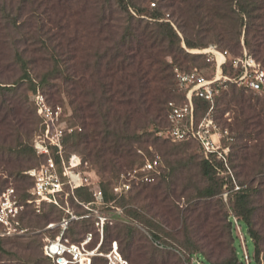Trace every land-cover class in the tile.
Instances as JSON below:
<instances>
[{"label":"rangeland","instance_id":"rangeland-1","mask_svg":"<svg viewBox=\"0 0 264 264\" xmlns=\"http://www.w3.org/2000/svg\"><path fill=\"white\" fill-rule=\"evenodd\" d=\"M238 1L126 0L130 15L135 17L134 37H139L124 43L130 16L122 12L116 0H0V86L18 83L14 91L0 90V196L13 189L14 199L23 206L16 219L20 233L7 236L4 226H0V264H50L42 248L61 229L47 227L58 226L62 219L69 218L67 211L76 219L69 225L66 239L79 243L92 235L91 247L102 243L103 253L117 242L119 253L128 264H221L233 256L234 249L245 264H253L247 256L255 257L251 245L255 241L247 239L233 213V202L237 188H259L263 183L264 93L245 91L242 103L233 97L240 92L235 93L229 84H235L238 74L245 72L246 54L255 65L249 69V75L264 76V0H256L260 6L257 15L262 18L250 23L248 49L244 26L247 19L242 20ZM134 6L143 11L142 16L137 15ZM153 12L162 15L159 23L150 18ZM159 24H169L183 48L185 38L200 46L191 51L185 49L186 52L209 58H189L181 65L169 56L167 43L156 44L146 38ZM145 39L147 43H143ZM205 46L208 47L201 49ZM17 53L29 62L34 88L29 81L20 82L23 72L16 60ZM116 55L120 56L117 60ZM130 55L135 57L129 61ZM226 59L222 83L214 87L218 93L212 112L218 126L214 140L226 160L219 154L212 158L217 175L216 181L211 182L202 174L201 164L206 159L197 142H166L154 132L168 129L170 102L179 107L187 103L176 75L198 70L202 77L211 80L217 72L221 76ZM164 62L171 66L170 97L160 96L162 85L154 79L150 82L151 92L158 101L148 108L144 96L147 83L157 76ZM134 74L143 80L136 81V95L130 97L129 81ZM43 79L46 83L41 85ZM228 79L232 82L226 83ZM130 100H136L138 105L129 106ZM41 104L59 114L55 124L63 132L65 159L77 154L83 160L80 172L90 184L85 193L92 196L100 189L107 196L106 203L83 202L70 190L66 191L69 195L60 197V207L27 203L32 199L33 187L27 173L40 169L49 159L37 155L33 147L39 137L44 139L46 130L45 118L39 111ZM195 107L197 110L196 104ZM135 108L141 113L138 129L132 132L141 137L140 142L133 145L127 160H117L108 152L106 157L114 158L115 163L108 171H102L99 149L107 125H115L116 112L121 118V129ZM207 114L208 110L199 106L198 120ZM77 137L92 142V155L85 143L75 148ZM21 144L28 151L22 156L18 154ZM156 155L161 157L158 174L150 183L142 181L139 169ZM57 165L62 171L60 161ZM223 181L225 186L220 192ZM124 184L130 185V189L121 193L114 190ZM208 188L213 189L214 195L203 196ZM123 200L127 205H123ZM255 205L259 207L254 217L255 229L264 237V200L258 197ZM129 209L156 222L161 227V231L157 230L160 239H155L143 223L129 218ZM49 213L51 217L46 219ZM101 216L106 217L103 235ZM126 226L135 230L132 240L107 238L108 231L116 233ZM69 229L77 235L72 237ZM259 248L261 254L256 264H264V238ZM192 250H196L194 256L190 255ZM99 258L97 264H105L106 259Z\"/></svg>","mask_w":264,"mask_h":264},{"label":"built area","instance_id":"built-area-1","mask_svg":"<svg viewBox=\"0 0 264 264\" xmlns=\"http://www.w3.org/2000/svg\"><path fill=\"white\" fill-rule=\"evenodd\" d=\"M227 61L226 59L225 64L221 67V76L219 77L217 72V76L211 80L202 77L198 70L188 74L178 73L176 75L178 84L185 92L187 103L183 107L176 106L172 102L169 103L167 113L168 129L158 134L160 137L174 143L197 142L204 152L205 159L209 162H212V158L217 154L224 161L226 160L219 153L220 148L216 146L214 140V137L217 136L218 126L212 118V112L214 111L215 97L218 93V89L214 87H218L219 83H222V68ZM243 67L245 72L238 74L233 83L256 93H264V76L260 77L258 74L256 76L249 75V69H253L255 65L254 60L248 54H246ZM229 81L232 82L231 79H228L226 83ZM203 93L210 104V108L207 116L198 120L194 98L202 96ZM39 111L40 115L45 118L46 130L43 135L44 139L39 137L40 139L35 141L33 147L37 155L47 156L49 159L40 169H33L27 173L33 181L31 189L32 199L27 200V203L37 206L46 203L60 207V197L64 194L69 195L66 191L70 190L75 193L79 189L89 187L90 184L89 180L80 172L84 165L82 158L77 154H71L67 159L64 157L63 132L56 128L55 124V121L59 119V114L52 112L44 104L40 105ZM57 161L62 164V171L58 170ZM160 167L161 157L159 155L154 156L152 159H147L139 169L140 173H142V181L152 182ZM133 177L136 178V176ZM124 189L129 190L130 185L124 184L123 188L116 187L114 190L118 193L124 191ZM92 197L94 200L89 204H104L107 202V196L100 189L95 190ZM22 209L23 206L19 205L17 200L14 199L13 189H7L0 196V226H4L6 229L5 235L13 236L20 233L16 219ZM67 213L70 217L62 219L58 226L50 224L47 227L48 230L59 227L61 232L55 239H48L45 242L43 246L45 257L54 264H94V259L97 257L106 259L107 264H128L120 255L117 242L113 243L107 253H103L100 251L102 243L96 247H91L92 235L86 236L79 243H73L66 239L65 235L68 227L76 219L70 211H67ZM105 218L99 217L102 225V235L104 234ZM248 260L249 257L247 256Z\"/></svg>","mask_w":264,"mask_h":264},{"label":"trees","instance_id":"trees-1","mask_svg":"<svg viewBox=\"0 0 264 264\" xmlns=\"http://www.w3.org/2000/svg\"><path fill=\"white\" fill-rule=\"evenodd\" d=\"M120 6V9L122 10V12L127 13L130 16V22L127 26L126 29V35L124 38V43L133 41L135 39H138L139 36H135L136 34L135 29L133 27V21L135 20V17L131 16L129 13V5H127L126 0H116ZM235 1V0H233ZM237 4L240 7V13H241V17L242 20L245 18L247 19V23H244V26H247V32H246V38H245V45L246 48L248 49L249 47H251V43L248 39V37L250 36V34L252 33V20H254L255 18L259 17L262 18V15L259 14L257 15V11L260 9V6L257 4L256 0H239L237 2ZM135 7V6H134ZM136 11H137V15L142 16L143 11L141 9H137L135 7ZM150 18L155 20L157 23H159L158 21H160L162 19V15L159 12H153L150 14ZM7 17L11 18V15H8ZM15 20V19H14ZM13 20V21H14ZM250 21V22H249ZM138 24H142L141 22H139ZM15 25V23H14ZM251 27V28H250ZM145 34H148V32H146ZM146 38H149L151 41L153 40V43H160V44H164L167 43L168 45V50H169V56L173 57L174 60H176L177 62H181V65L184 64L185 62H188V60H190L189 58H192L191 60H196V59H204L205 61L209 58V56L206 55H192L189 52H186L185 49H187V51H191L194 50L200 46L192 43L190 40L186 39L184 40V47H182V41L181 39L178 37L177 33H175V31H173V29L170 27L169 24H159L157 30H152L151 33L149 35H146ZM148 41L145 39L143 41V43H147ZM240 44V38L238 39V45ZM208 46L202 47L201 49L207 48ZM119 55H116L115 58L117 60V58ZM135 57V55H130L128 56V60H132ZM16 60L17 63L20 64V67L22 69V76L20 78V82L23 81H29L32 88H34L36 85L34 84V80L31 77V74L29 72L28 69V65L29 62L24 60L22 55L18 54L16 55ZM155 63V62H154ZM153 64V62H152ZM170 68L171 66L167 63H163L160 66V69L158 70V74L157 76H155L154 78H149V81L147 83V87L145 89V97H146V103L148 104V108L149 106H152L154 103H156L158 101V97L157 96H153V92H151V86H150V82H154V79L158 80L159 83L162 85L161 87V91H160V96L164 95L167 97H170V92L168 91V87L169 84L171 83V75H170ZM178 68V67H177ZM196 69V68H194ZM194 69H190L189 71H193ZM223 69H225V67H223ZM57 71V70H56ZM149 75L151 74V71L148 72ZM158 77V78H156ZM143 79H137V76L134 74L132 76V79H130V86L128 88L129 92H130V97H134L136 95V81L141 82ZM46 83L45 79H43L41 81V85H44ZM18 83H14V86L12 87H1L0 86V90L2 91H14L15 90V85ZM229 87L236 93V91H239L240 93L238 94H234V98H237L238 100H240L242 103L245 102L244 96H245V91H248V89H246L245 87H240V89L237 88V86L235 84H229ZM251 91V90H249ZM195 104L197 106V110L199 109V106H202L205 110H208L210 108V104L209 102L205 99L204 93L202 96L200 97H195L194 98ZM138 102L136 100H130L129 102V106L134 105L137 106ZM253 110V109H252ZM254 112V111H253ZM140 110L138 108H135L132 110V112H130L129 117L126 119V122L124 123V125L121 127V129L118 128L121 118H119V115L115 112L117 119H116V123L115 125H110L108 124V129L105 135V140L103 142V144L101 145V149H99L100 151V160H101V165L102 171H108L109 168H111L112 164L115 163L114 158H107L108 156V152L110 154H112L117 160H127L129 157H131V153L133 151V145L135 143L140 142L141 137L138 136L135 132H132V130H137L138 129V115L140 114ZM107 119V116H106ZM247 125V122H246ZM134 128V129H133ZM248 128H245V131ZM156 135H158L160 133V130H156L154 132ZM149 137H152L153 134H148ZM157 137V136H156ZM78 138V137H77ZM157 140V138H156ZM169 140H166V142ZM172 142V141H169ZM85 143L87 149L89 150L90 154L92 155V152L94 151L93 149L90 150V146L92 145V142L87 140L85 141V138L79 137L78 138V142L74 145L75 148L79 149L83 144ZM174 143V142H172ZM182 143H187V142H182ZM22 148L19 150L18 154L20 156L25 155L28 151H27V147L24 144H21ZM13 151V150H12ZM171 154V151H167V154ZM107 156V157H106ZM113 159V160H112ZM201 168H202V174L204 175V177L211 181V182H215L216 181V175H217V170L214 167V164L212 162H209L208 160H204L201 164ZM263 183L261 187H249V188H242L239 189L235 195H234V202H233V213L235 215V217L238 219V222L240 224H242L243 226V230L246 233L247 239L253 238L254 239V244L253 248L255 251V257H253L251 254L248 256L249 259H251L253 264H256V260L259 259L260 257V243L263 240V236L260 234V232H258L255 229L256 223L254 220L255 215L258 213L259 207L255 205L256 203V199L259 197L261 198V200H264V174H263ZM104 180V179H103ZM225 186V182H221L220 183V192L223 191V187ZM214 195L213 189L212 188H208L207 190H205V192L203 193V196H212ZM76 196L79 197L80 199H82L83 202L86 203H90L92 201V196L91 195H87L85 193V189H79L76 191ZM123 205H127L128 202H126V200H123ZM263 209V214H264V205L262 206ZM51 213L46 215V219H50ZM128 215L129 218H131L133 221H138L140 223H143L154 235L155 239H160V236L157 232V230L161 231V227L154 222L152 219H148L147 217H145L140 211L138 210H134V209H129L128 210ZM231 224L233 225V222H231ZM159 231V232H160ZM69 232L71 234L72 237H75L77 235V233L74 231V229H69ZM135 230L133 227L130 226H126L124 230L120 229L119 231H117L116 233H107V238L110 240H121L122 237H124L126 240H132L133 239V234H134ZM3 239H0V242H2ZM75 241V239L73 240V242ZM196 250H192L190 252L191 256L195 255ZM42 252H43V248H42ZM44 255V253H43ZM197 255L203 257V254L198 252ZM45 260L50 263V264H54L50 259H48L47 257H45ZM100 258L97 257L94 259V264H97L98 260ZM127 259V258H126ZM105 264H107V261H105ZM221 264H245V262L242 260V258H240L237 255L236 249H234L233 252V256L231 258H229L228 260L224 261Z\"/></svg>","mask_w":264,"mask_h":264}]
</instances>
